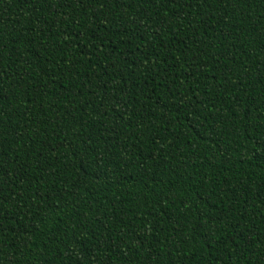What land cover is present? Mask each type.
Here are the masks:
<instances>
[{"label": "trees", "instance_id": "1", "mask_svg": "<svg viewBox=\"0 0 264 264\" xmlns=\"http://www.w3.org/2000/svg\"><path fill=\"white\" fill-rule=\"evenodd\" d=\"M0 264H264V0H0Z\"/></svg>", "mask_w": 264, "mask_h": 264}]
</instances>
